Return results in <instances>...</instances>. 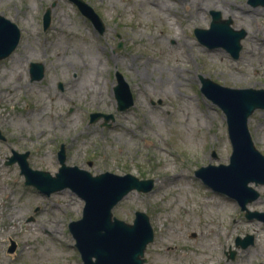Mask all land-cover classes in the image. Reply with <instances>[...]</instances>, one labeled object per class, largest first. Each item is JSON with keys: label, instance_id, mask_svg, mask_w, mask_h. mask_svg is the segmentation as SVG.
<instances>
[{"label": "rangeland", "instance_id": "1", "mask_svg": "<svg viewBox=\"0 0 264 264\" xmlns=\"http://www.w3.org/2000/svg\"><path fill=\"white\" fill-rule=\"evenodd\" d=\"M84 1L103 32L70 0H0V14L21 31L0 60V264H83L68 229L81 216L82 198L69 188L43 194L24 184L17 163H6L12 150L28 151L31 168L54 174L61 144L67 165L154 179L152 190H132L112 208L126 222L136 210L149 216L154 238L145 264H264V221L245 217L234 198L194 174L227 164L232 149L225 115L200 91L199 76L264 88V7L247 0ZM212 9L246 31L237 58L196 38L193 29L209 26ZM30 62L43 64L41 79L30 78ZM116 72L134 100L123 111L116 110ZM94 111L115 119L89 123ZM248 128L264 155V109L252 112ZM249 185L260 195L248 209L264 211V184ZM247 234L253 243L235 246Z\"/></svg>", "mask_w": 264, "mask_h": 264}, {"label": "water", "instance_id": "2", "mask_svg": "<svg viewBox=\"0 0 264 264\" xmlns=\"http://www.w3.org/2000/svg\"><path fill=\"white\" fill-rule=\"evenodd\" d=\"M99 31H104V23L94 9L84 0H70ZM253 6L264 7V0H247ZM53 5V4H52ZM209 27H195L198 41L207 46L223 47L233 58L239 56L241 39L246 31L235 29L230 18H223L219 10H210ZM50 23V7L43 14V28ZM21 31L18 25L0 14V60L9 56L19 43ZM121 43H118V47ZM30 78L41 79L44 74L41 62H30ZM200 90L225 114L227 132L231 143V153L227 164H207L195 170V175L213 190L224 193L238 202L245 210L247 218L256 217L264 221V211L249 210L247 204L257 199L259 191L249 183L264 184V155L255 147L249 128L248 118L255 109H264V88H234L219 84L203 75ZM117 83L113 87L116 110L123 111L133 105V95L121 73L116 72ZM89 123L100 118L101 125L109 126L115 117L113 113L94 111ZM0 139L5 136L0 131ZM29 152L12 150L6 163L17 162L24 175V183L33 185L49 195L52 192L69 188L83 199L81 217L71 220L68 228L80 252L83 264H145L144 251L153 240L154 231L149 216L141 210L134 212L132 223L117 218L112 208L130 191H150L153 178L140 179L131 173L116 174L104 171L92 174L86 169L65 163V149L61 144L57 152L60 166L51 174L48 171L33 169L28 165ZM91 164L90 162L88 163ZM195 233L193 232L192 235ZM253 243V236H239L235 244L245 248ZM12 241L9 251H13ZM234 254L231 251L230 257ZM262 264V263H257Z\"/></svg>", "mask_w": 264, "mask_h": 264}, {"label": "bare ground", "instance_id": "3", "mask_svg": "<svg viewBox=\"0 0 264 264\" xmlns=\"http://www.w3.org/2000/svg\"><path fill=\"white\" fill-rule=\"evenodd\" d=\"M166 8L168 9V8H170V6H167ZM231 14L234 15V13L232 11H231ZM183 44L186 45L185 42H183ZM170 66L173 67V65H170ZM137 73H140V72H137ZM140 77H143V76L140 75ZM4 88H5V86H4ZM9 91L12 92L11 89ZM206 197H210V195L207 194Z\"/></svg>", "mask_w": 264, "mask_h": 264}]
</instances>
